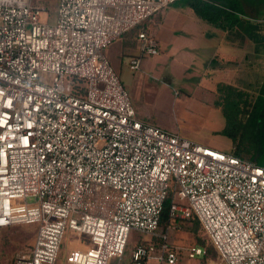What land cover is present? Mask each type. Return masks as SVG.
Returning <instances> with one entry per match:
<instances>
[{
  "label": "built area",
  "instance_id": "built-area-1",
  "mask_svg": "<svg viewBox=\"0 0 264 264\" xmlns=\"http://www.w3.org/2000/svg\"><path fill=\"white\" fill-rule=\"evenodd\" d=\"M177 1L59 0L51 23L40 0H0V230L38 228L14 264H57L67 234L85 246L69 264L120 263L132 232L159 235L169 192L171 216L195 215L215 248L208 264H264V166L139 119L103 52L140 26L158 55L143 24ZM162 238L140 242L135 264H177Z\"/></svg>",
  "mask_w": 264,
  "mask_h": 264
},
{
  "label": "rangeland",
  "instance_id": "rangeland-1",
  "mask_svg": "<svg viewBox=\"0 0 264 264\" xmlns=\"http://www.w3.org/2000/svg\"><path fill=\"white\" fill-rule=\"evenodd\" d=\"M35 1L33 0V2ZM40 1L50 10V22L56 23L59 0ZM248 1L250 4L257 3V1L260 2V5L257 8L254 6V9L259 11L258 17H263L264 0ZM252 8L250 7L251 14H253ZM157 20L158 15L143 24V26L154 32L153 29L156 26ZM261 30L264 31V23L261 24ZM124 36L117 41L119 42ZM263 36L261 35L260 39ZM249 41H251L250 38ZM138 44L141 46V42ZM126 51L125 45L113 43L106 47L103 52L123 86L128 91L139 119L157 125L171 133L178 134L192 142L226 153H232L235 149H248L249 155L246 157V160L264 166V127H260L261 140H258L255 135L257 133L255 130L258 127L256 125L257 119L248 115L242 107L238 106L234 101L229 100L225 94L215 99L209 94L192 93V86H189L191 88L189 89L186 86L180 87L176 84L168 85L164 83L158 75V62H160V58L157 56H145V59L150 64H155L154 67L148 66V68L131 71L129 61L124 55ZM165 66L167 67L166 62ZM259 75L258 80L256 78H249V81H253V86L255 87L253 90L252 88H249V90H252L254 94H251L256 97L259 94L261 77H264V73H260ZM256 82H259L257 87L255 85ZM220 89L221 92L225 90L224 87ZM226 91L228 93L230 89L227 88ZM178 214L176 218L182 221H177L176 219L164 231V234L167 235L169 247L173 248L179 255L177 264H208L209 260H216L215 252L204 261H201V257L189 258V248L192 246L211 248V242L203 232L201 226L195 232V220L184 221L185 218H183L182 212L179 211ZM37 229L36 225H17L0 230V264H14L17 254L29 251L31 248L30 243L34 241ZM158 234L164 235L162 232ZM143 237V235L137 232H132L120 263L119 259L111 260V262L113 264H135L133 261V251ZM161 238L159 241L164 242L163 238ZM198 239L204 242L205 245L200 243ZM79 244L81 242L78 240V237L67 234L63 240L57 264H69L66 260L67 253L72 247ZM145 264H160V262L148 260Z\"/></svg>",
  "mask_w": 264,
  "mask_h": 264
},
{
  "label": "crops",
  "instance_id": "crops-1",
  "mask_svg": "<svg viewBox=\"0 0 264 264\" xmlns=\"http://www.w3.org/2000/svg\"><path fill=\"white\" fill-rule=\"evenodd\" d=\"M238 1L242 11L240 22L233 29L214 27L181 1L157 14L153 33L159 43V54L156 56L160 58L158 75L161 81L180 87L192 86V89L189 87L192 93L209 94L215 99L227 93L226 87L246 94L253 93L255 87L249 78L258 80L259 74L264 73V36L260 39L264 35L261 30L264 16L258 17L259 11L254 9L260 2L250 4L248 0ZM250 7H253V14ZM116 41L113 43L127 48L124 55L129 61V68L130 62L136 58L142 59L140 70L154 67V63L150 64L145 59L147 55L143 53L135 35L129 33L119 42ZM261 78L262 87L264 77ZM255 85L257 87L259 82ZM223 87L225 90L221 92L220 88ZM84 247L79 244L72 248Z\"/></svg>",
  "mask_w": 264,
  "mask_h": 264
},
{
  "label": "trees",
  "instance_id": "trees-1",
  "mask_svg": "<svg viewBox=\"0 0 264 264\" xmlns=\"http://www.w3.org/2000/svg\"><path fill=\"white\" fill-rule=\"evenodd\" d=\"M178 1H181L187 6H189L200 18L207 21L216 28L233 29L240 22L239 15L241 14L242 10L240 8L238 0H178ZM139 31H140V26H137L133 28L131 31L127 32L126 34L129 33L133 35L135 34L136 35L135 37L138 38ZM226 88L230 89V91H228V93L225 94L228 96V99L234 101L238 106L242 107L244 111L248 113V115H251L253 116L254 119L258 120L256 124L258 127L257 130H255L257 131V133H255V135L258 140L259 139L261 140L260 127L262 126L264 127V84L262 85L257 97L253 96V94L250 93L246 94L244 92L236 91L231 87H226ZM227 154L233 155L242 160H246V157L249 155V150L235 149L234 152ZM173 203H174L173 192H169V195L164 203L163 212L157 233L162 232L164 234L165 233L164 231L167 228V226L171 225L172 222L176 221L177 218L171 216V208ZM192 220L196 221L195 232H197L199 230V227L201 226V223L199 222L198 218L195 215H192L190 218H185L184 221H192ZM177 221H182V220L177 219ZM161 236L162 235L155 236L151 238V240L148 242L147 241L144 242L143 239H140V242L141 243L144 242V244L148 246L153 245L155 249L159 251L161 245L163 244V242L159 241ZM198 241L205 245V243L202 242L200 239H198ZM203 248L206 250V254L201 257L202 258L201 261H204L207 257L213 255L214 252L216 253V257H217V252L212 244H211V248L208 247L207 248L203 247Z\"/></svg>",
  "mask_w": 264,
  "mask_h": 264
}]
</instances>
